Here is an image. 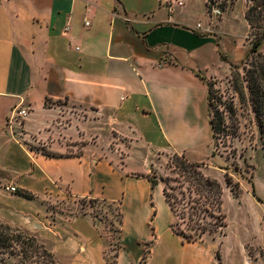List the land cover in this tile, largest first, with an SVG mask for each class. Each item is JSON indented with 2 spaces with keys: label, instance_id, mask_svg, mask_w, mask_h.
<instances>
[{
  "label": "crops",
  "instance_id": "obj_1",
  "mask_svg": "<svg viewBox=\"0 0 264 264\" xmlns=\"http://www.w3.org/2000/svg\"><path fill=\"white\" fill-rule=\"evenodd\" d=\"M182 1L168 10L158 0H0L1 221L28 229L44 196L96 199L120 206L125 237L154 240L145 264L156 249L162 256L165 235L179 244L165 252L167 264H227L214 244L171 232L163 185L145 178L166 153L216 158L207 82L245 56L222 37L227 13L208 34L193 0ZM14 110L27 115L9 122ZM73 244L49 250L56 264L67 255L70 264H104L97 244L91 257ZM136 253L120 252L116 264H139Z\"/></svg>",
  "mask_w": 264,
  "mask_h": 264
},
{
  "label": "rangeland",
  "instance_id": "obj_2",
  "mask_svg": "<svg viewBox=\"0 0 264 264\" xmlns=\"http://www.w3.org/2000/svg\"><path fill=\"white\" fill-rule=\"evenodd\" d=\"M188 6L195 13L194 19L202 21L204 25L210 23L208 14L211 7L220 9L222 15L212 21V30L216 29L217 22L227 13L229 21L224 27L226 31L222 37L234 49L235 56H240L244 52L245 56L247 55L255 34L249 25L246 26L242 17L247 10V0H206L205 6L203 0H193ZM258 50L264 52V42ZM230 81L229 69L222 78L210 82L215 84L214 91L218 92L223 104L231 100L238 108L239 103L230 88ZM242 112L243 116H240ZM237 114L240 122L238 130L241 134L240 139H227L225 146L220 144L216 151V158L203 162L200 168L204 176L216 180L222 188L221 212L225 216L226 223V228L222 232L225 233V237L223 238L217 232L212 236H203L200 241L206 245L214 244L216 250H224L227 264H248L245 263L246 258H243L242 254L244 247L247 256L257 254L255 260L258 262L252 261L250 264H264V154L258 128L253 123L249 124L247 118L249 113L238 108ZM172 157L173 155L169 153L159 156L153 163L151 175L155 178L178 180L179 177L171 165ZM225 174L233 183H238L237 197H234L226 186ZM167 186L171 189L175 188L176 184L170 181ZM38 201L42 213L27 225L26 230L38 236V240L47 250H54L62 242L72 240L75 242L72 246L77 256H81L85 251L87 256L91 257L96 251L90 250V247H95L93 245L97 244L104 264H116L119 253L124 250L133 255L137 252L136 258H139V264L147 262L154 240L139 243L125 237L121 225L118 224L119 215H121L118 204L96 199L49 196H44ZM175 220L177 217L173 214L169 229L170 224ZM81 225L86 226L85 231L78 227ZM178 245L171 235L163 236V247L160 249L163 250L162 256H159V250L156 249L151 264H167L165 252L176 250ZM57 259L60 264L71 262V256L68 255ZM54 261L56 264L55 259ZM91 264L95 263L91 262Z\"/></svg>",
  "mask_w": 264,
  "mask_h": 264
},
{
  "label": "trees",
  "instance_id": "obj_3",
  "mask_svg": "<svg viewBox=\"0 0 264 264\" xmlns=\"http://www.w3.org/2000/svg\"><path fill=\"white\" fill-rule=\"evenodd\" d=\"M244 17L249 27L255 31L254 41L238 65H230V88L239 103V109L249 113V124L253 123L259 131L261 149L264 154V52L258 49L264 42V0H247ZM207 82L209 124L212 133L211 156H216L220 144L225 146L227 139H240L238 108L230 100L223 104L214 83ZM222 104V105H221ZM251 115V116H250ZM243 116V112L240 113ZM231 142V141H230ZM172 168L178 180L155 178L148 174L145 178L155 187L163 184V196L170 211L177 220L170 224L171 232L186 242L200 241L205 235H214L226 228L225 216L221 212L222 188L220 184L203 175L202 164L187 161L183 156L173 155ZM225 184L230 193L239 195L238 183H233L225 174ZM174 182L175 188L168 189V183ZM18 196L33 200L34 196L26 191ZM118 224L121 225V215ZM0 264H55L53 255L32 233L13 227L0 220Z\"/></svg>",
  "mask_w": 264,
  "mask_h": 264
},
{
  "label": "built area",
  "instance_id": "obj_4",
  "mask_svg": "<svg viewBox=\"0 0 264 264\" xmlns=\"http://www.w3.org/2000/svg\"><path fill=\"white\" fill-rule=\"evenodd\" d=\"M158 2L160 5L165 6L168 10H173L174 8H179L184 5V2L182 0H158ZM221 15H222V12L220 11V9H218L215 6H212L210 10V14H208V19L210 21V23L208 24V27L203 30L202 26L200 24H197L195 26V29L203 30L204 32L208 34H211L212 33V28H211L212 21L217 20L218 18H220ZM84 25L88 27L89 23L85 22ZM26 115H27L26 110H14L11 112L9 116V122H12L14 120L22 121L26 117ZM5 190H7L10 193H15V189L12 187H7L5 188Z\"/></svg>",
  "mask_w": 264,
  "mask_h": 264
}]
</instances>
